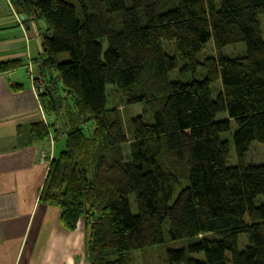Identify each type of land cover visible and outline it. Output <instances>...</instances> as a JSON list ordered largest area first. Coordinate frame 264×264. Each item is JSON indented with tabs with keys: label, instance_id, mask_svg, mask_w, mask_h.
<instances>
[{
	"label": "trees",
	"instance_id": "obj_1",
	"mask_svg": "<svg viewBox=\"0 0 264 264\" xmlns=\"http://www.w3.org/2000/svg\"><path fill=\"white\" fill-rule=\"evenodd\" d=\"M8 2L22 25H44L31 64L55 121L27 129L30 145L54 142L40 202L61 210L64 228L84 225L89 264H130L164 242L166 222L185 243L167 264H264V163L244 160L252 143L264 147V0ZM210 41L215 55L198 61ZM23 65L1 61L0 74ZM108 86L143 107L127 129Z\"/></svg>",
	"mask_w": 264,
	"mask_h": 264
},
{
	"label": "crops",
	"instance_id": "obj_2",
	"mask_svg": "<svg viewBox=\"0 0 264 264\" xmlns=\"http://www.w3.org/2000/svg\"><path fill=\"white\" fill-rule=\"evenodd\" d=\"M9 6L0 0V62L24 65L0 74V264H89L83 224L64 228L61 210L40 202L54 145L28 143V127L44 122L45 112L27 63L42 54L44 25L16 24Z\"/></svg>",
	"mask_w": 264,
	"mask_h": 264
},
{
	"label": "rangeland",
	"instance_id": "obj_3",
	"mask_svg": "<svg viewBox=\"0 0 264 264\" xmlns=\"http://www.w3.org/2000/svg\"><path fill=\"white\" fill-rule=\"evenodd\" d=\"M6 2H8L6 0ZM10 9L14 12L15 14V18H16V24L18 23V25H22V23L19 22V15L16 13V11L14 10V8H12V6H9ZM166 46V45H165ZM238 47H236L234 49V47H227L224 51L225 55L227 56H233L235 57L236 52L242 50L243 48L245 49V46L243 44H238ZM167 49L170 50L169 47H167ZM215 49L213 46V42L210 41L206 47L204 48V50L198 55V61H203L205 57L208 56H213L215 55ZM197 79L201 80L204 77V73L202 70H198L196 76ZM171 80H177L178 79V75L177 72H174L170 75ZM111 86H108V106L109 108H116L118 109L120 115H121V119L124 125V128H128L129 127V121L131 118L137 116V115H141L143 114V107L141 105H127L125 98H123L120 94H118L117 92H115V90L110 89ZM219 88H222L221 86V82H218L216 84H214L212 86L213 89V94L214 96H216L217 91L219 90ZM226 117V114H221L218 116V119H224ZM222 138L229 141L231 144V151H230V156H229V164L233 165V164H237V156L235 153V148H234V143L232 140V137L229 134H223ZM245 163L246 164H262L264 163V147L263 145H261L258 142H254L251 144V146L248 149V152L246 153L245 156ZM181 189V187H180ZM179 189V191H180ZM131 206H132V210L133 212H136V205H135V201L134 198H131ZM84 226V225H83ZM85 229V228H84ZM86 231V230H85ZM168 223L166 222L164 224V235H165V239L164 242L156 245L154 247H150L148 249H144V250H137L131 253L130 258V264H167L166 262V252L168 249H182L185 247V243L183 241H171L168 237ZM86 234H88V232H86ZM87 236V235H86ZM87 240H88V236H87ZM247 243V240L245 237H241L239 240V249L242 250L243 246ZM192 257L200 260V261H204L205 260V256L204 254L201 253H196V254H192Z\"/></svg>",
	"mask_w": 264,
	"mask_h": 264
},
{
	"label": "built area",
	"instance_id": "obj_4",
	"mask_svg": "<svg viewBox=\"0 0 264 264\" xmlns=\"http://www.w3.org/2000/svg\"><path fill=\"white\" fill-rule=\"evenodd\" d=\"M19 22H21V21L19 20ZM28 68H29V74L31 75V77H32V79H33V82L35 83V79L38 78V76H36L35 73H34L33 65H32L31 63H29ZM38 83L42 86V81H41V79L38 80ZM43 121H44V123L48 126V125H50L51 122H54L55 120H54L53 117H50L49 115H46V114H45V118H44ZM56 125L59 127V123H56ZM48 127H49V126H48ZM52 142H53V140H52ZM52 145H54V142L52 143ZM52 154H53V153H52ZM46 157H47V154H46V153H43V155H42V159H43V161L46 159ZM47 160H48V159H47Z\"/></svg>",
	"mask_w": 264,
	"mask_h": 264
},
{
	"label": "water",
	"instance_id": "obj_5",
	"mask_svg": "<svg viewBox=\"0 0 264 264\" xmlns=\"http://www.w3.org/2000/svg\"><path fill=\"white\" fill-rule=\"evenodd\" d=\"M21 20H24V16L23 15H19Z\"/></svg>",
	"mask_w": 264,
	"mask_h": 264
}]
</instances>
